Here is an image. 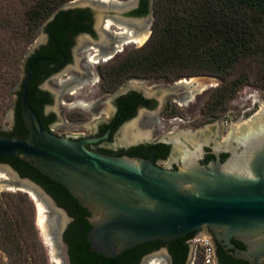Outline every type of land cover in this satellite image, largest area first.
Listing matches in <instances>:
<instances>
[{"label": "water", "instance_id": "95a60500", "mask_svg": "<svg viewBox=\"0 0 264 264\" xmlns=\"http://www.w3.org/2000/svg\"><path fill=\"white\" fill-rule=\"evenodd\" d=\"M115 3L118 6L114 7ZM129 3L75 0L59 7L44 23L41 36L25 51L23 68L27 59L46 43L47 28L61 12L90 8L96 15L104 16L128 10ZM110 24L107 20L105 28ZM123 32L127 34L128 45L110 62L132 47H139L151 33L150 25L143 35L134 36L126 28ZM41 60L45 59H35L23 72L20 87L21 115L28 137L0 135V156L23 161L58 182L87 211L86 240L90 251L115 259L122 252L148 242L176 241L189 233H195L194 239L209 237L205 233L208 229L229 248H233L231 239L245 246V250L237 251L235 258L249 264H264V110L229 130L227 137L231 135L233 141L244 147L243 151L231 155L224 163L217 155L216 162L208 169L198 163L197 155H181L182 165L177 170L158 167L141 158L107 156L42 128L27 99L33 65ZM137 81L167 84L164 80ZM185 89L190 95L195 94L191 85ZM106 109L107 106L102 110ZM219 126L222 128L220 123ZM131 138L138 136L133 134ZM0 170L8 176L0 179L2 189L31 193L43 204L46 230L61 264H71L68 245L63 239L72 220L67 212L40 186L21 178L11 167L2 166ZM156 254L161 255V251ZM147 264H165V261L157 256Z\"/></svg>", "mask_w": 264, "mask_h": 264}, {"label": "flooded vegetation", "instance_id": "af4514ba", "mask_svg": "<svg viewBox=\"0 0 264 264\" xmlns=\"http://www.w3.org/2000/svg\"><path fill=\"white\" fill-rule=\"evenodd\" d=\"M128 1L131 6L128 10L120 13L114 11L104 16L96 15L90 8L65 11V17L72 22V27L65 33L67 44L65 50L60 48L47 28L46 43L27 59L23 68V72H26L35 59H45L33 65L27 88V94L29 89L37 93L33 96V99L37 100L36 108L34 109L30 103L29 105L36 113L42 128L55 136L81 142L89 151L107 156L150 160L155 166H169L172 170H177L182 165L181 155H197L198 163L208 169L209 165L216 162L217 155L219 161L224 163L231 155L240 154L244 147L233 141L231 135L223 137L225 127L221 128L219 122L211 123L210 120L196 129L195 121L184 117L171 118L173 111H178L186 101L191 99L192 96L185 89V86L191 85V81L176 80L167 84H149L144 81L128 80L121 84L116 83V87L104 93L103 96H101L102 89L99 88L95 100L83 107L89 114L96 115L88 125L85 126L83 116L76 121L66 118L65 112L69 108L74 105L82 107L79 99H74L78 91L86 85L101 86L100 71L102 69L98 65L108 64L117 53L122 51L124 46L128 45L126 43L127 34L123 32V29L126 28L132 31L134 36H139L147 32L149 25L151 27L153 0L121 2ZM116 6H118L117 3L114 4V7ZM77 13H80L82 17L79 25L72 20ZM107 20L111 21V24L105 28ZM104 38L105 41H103ZM41 49L49 53L35 57L28 64L29 60ZM20 96L21 90L13 106L12 129L8 132H1L0 135L18 136L23 139L28 137V130L22 120L21 108L20 120L16 112L18 102L20 107ZM106 106V111L102 110ZM210 128L213 132L209 131ZM133 134L138 138L133 140L131 138ZM4 157L0 158V167H11L21 178L29 179L40 186L57 204V201L40 182L22 176L12 166L8 157ZM49 181L63 187L56 181L50 179ZM57 206L60 207L58 204ZM65 211L72 220L64 234L74 222V218L67 210ZM87 217L88 215L85 219L88 223ZM205 233L211 238L214 264H234V261L249 264L235 258L237 251L245 250L243 244L231 239L233 248H229L223 245V241L216 240L208 229ZM194 237L195 233H189L180 238L185 240L187 247L182 257L170 253L168 247L170 242L153 241L134 247L136 249L128 259L131 264H147L149 259L162 256L165 264H190L195 259L197 248L192 243ZM160 251L161 255H157L156 253Z\"/></svg>", "mask_w": 264, "mask_h": 264}, {"label": "trees", "instance_id": "16d2710c", "mask_svg": "<svg viewBox=\"0 0 264 264\" xmlns=\"http://www.w3.org/2000/svg\"><path fill=\"white\" fill-rule=\"evenodd\" d=\"M66 1L38 0L27 12L30 29L36 30ZM152 10L153 24L148 41L134 49L126 61L116 62L118 64L109 73L111 77L116 79L131 70L169 71L179 78L183 75L223 77L233 73L244 62L256 64L264 75V0H153ZM65 16L66 12H61L48 27L52 38L63 50L67 48L65 33L72 27V22ZM81 18L77 13L72 20L79 25ZM47 53L45 49L39 50L28 64L35 57ZM35 94L33 89H29L27 94L34 109L37 104L33 99ZM17 106L20 120L19 102ZM8 159L22 176L40 182L57 204L74 218L64 234L71 264H131L128 258L136 248L124 251L115 259L90 251L86 242L89 229L86 210L63 187L50 182L29 164L11 157ZM3 196L1 194L0 198ZM21 200L32 208L30 201ZM0 212H5L1 205ZM4 238L2 246L0 244V264H37L23 239L8 235ZM3 244H8L9 251L3 248ZM168 247L172 255L180 257L187 249L184 239L170 241ZM234 264L243 263L234 261Z\"/></svg>", "mask_w": 264, "mask_h": 264}, {"label": "rangeland", "instance_id": "374dc122", "mask_svg": "<svg viewBox=\"0 0 264 264\" xmlns=\"http://www.w3.org/2000/svg\"><path fill=\"white\" fill-rule=\"evenodd\" d=\"M37 1L0 0V130L5 132L12 129L11 112H13V106L17 99V94L12 93H18L20 90L24 53L41 36L43 25L50 17L36 30L30 29L27 12ZM72 1L75 0H67L61 6ZM152 24L153 21L150 32ZM150 35L139 47H132L113 62L98 65L102 69L100 71L101 86L86 85L74 95V99H79L82 107L74 105L69 108L65 112L68 120L76 121L83 116L85 126L88 125L92 115L83 107L95 100L98 89H102V93H107L116 87V83L121 84L128 80H164L167 83L176 80L191 81L192 89L203 84L204 87L196 91L188 100L189 102L186 101L178 111H173L171 118L184 117L195 121L196 129L199 128V125L210 120L211 123L219 122L222 127H225L222 133L223 137H227L230 129L264 110V75L254 63L244 62L233 73L223 77L183 75L179 78L177 74L169 71L140 72L139 70L123 73L116 79L111 77L109 73L112 72L114 66L120 60L126 61L129 56H132L134 49L142 47ZM1 173L5 174L0 170V175ZM1 194L5 195L0 198V205L2 209H5V212H0V244L6 235L23 239L29 252L33 254V258L37 259V264H54L51 259V250L45 243L37 223L38 212L32 196L24 191L7 189H0ZM21 198L30 201L32 208ZM8 247V244H3L5 250H8ZM201 252V246H197L192 264H203Z\"/></svg>", "mask_w": 264, "mask_h": 264}, {"label": "bare ground", "instance_id": "6f19581e", "mask_svg": "<svg viewBox=\"0 0 264 264\" xmlns=\"http://www.w3.org/2000/svg\"><path fill=\"white\" fill-rule=\"evenodd\" d=\"M146 39H147V37L144 39V41L141 44H143L146 41ZM203 87H204L203 84H199L193 90L196 92V91H199L200 89H202ZM191 96H193V95H191ZM7 178H8V176L6 174H2L1 173L0 179H7ZM0 189H2V185H0ZM29 194L32 196V198L36 202V207H37V212H38V214H37V223H38V226H39L40 230L42 231L45 243L47 244V246L51 250V259H52L54 264H61L60 257L58 255L59 253H58L57 249H55V247H54V245L52 243V240L50 239V237H49V235L47 233V230H46V222H45L46 209L43 206V204L41 202H39L38 200H36V198L31 193H29Z\"/></svg>", "mask_w": 264, "mask_h": 264}, {"label": "built area", "instance_id": "2783aa9c", "mask_svg": "<svg viewBox=\"0 0 264 264\" xmlns=\"http://www.w3.org/2000/svg\"><path fill=\"white\" fill-rule=\"evenodd\" d=\"M196 246H201L202 262L203 264H214V250L210 237H199L192 240Z\"/></svg>", "mask_w": 264, "mask_h": 264}]
</instances>
